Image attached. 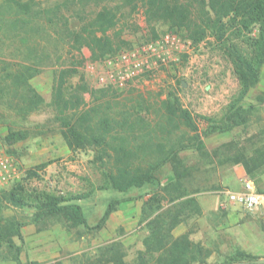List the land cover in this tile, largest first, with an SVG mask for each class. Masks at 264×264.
I'll list each match as a JSON object with an SVG mask.
<instances>
[{"label": "rangeland", "instance_id": "374dc122", "mask_svg": "<svg viewBox=\"0 0 264 264\" xmlns=\"http://www.w3.org/2000/svg\"><path fill=\"white\" fill-rule=\"evenodd\" d=\"M37 1L41 4H33V7L41 8L39 18L45 31L35 32L36 38L42 39L36 50L42 65L40 72L29 80L43 99L36 110L24 113L19 109L21 85L4 82V65L0 63V139L19 168V178L0 191V220L6 222L3 218H13L21 233L20 238H10L12 244L20 247L18 260L12 257L15 252L8 241H3L0 264H31L52 259L58 260L59 264H111L99 250L102 245L115 240L120 243L123 260L127 264H137V252L144 249L142 238L146 234L144 222L139 221L143 202L154 193L160 195V186H164L172 174L170 163L165 162L154 172L160 185L144 184L119 192L111 188L100 160L96 159L98 146H68L62 133L65 127L61 115L53 103V91L60 70L70 67L74 69L67 74L65 96L69 99L73 94L79 96L80 112L89 110L95 118L110 116L114 119L110 135L125 136L124 144L155 142L161 140L166 130L172 132L175 146L179 148L178 155L188 169L183 179L187 195L182 198L194 196L199 206L196 212L190 210L172 233L174 236L188 233L192 241L199 242L209 252L203 262L197 264H237L239 261L232 254L235 249L254 256L250 259L252 262L264 258V199L254 208L246 209L226 196L227 191L240 190L243 180L250 179L243 165L234 162L232 156L241 153L254 158L259 155L264 168V62L258 82L237 102L241 83L235 64L229 49L209 29L196 41L188 36L186 28L162 21L154 23L152 29L145 22L142 8L130 11L122 0ZM102 6L117 9V26L108 32L114 35L117 28L123 27L121 49L158 40L167 32L179 37L181 47L166 61L152 59L148 71L130 80L126 86L105 85L115 90L113 96L96 100L91 95L103 96L99 90L105 86L94 83V74L87 68V62L99 58L92 59L87 45L76 47V42L67 38L62 20L67 22L69 29L85 28ZM34 12L33 9L30 14ZM258 33L256 23L245 28L240 23L228 22L223 41L227 39L234 43L253 61ZM20 45V37L11 32L1 33L0 59L25 55L28 49ZM116 51L118 49L105 54ZM82 83L87 90H78L79 95L76 89ZM169 94L176 96L180 106L198 122L205 145L203 156L189 147L192 132L178 119H168L164 114L161 102ZM236 104L242 107L238 125L223 132L202 135L207 123L198 118L199 115L219 121ZM10 130L24 138L8 144L5 136ZM109 142L119 143L118 140ZM107 150L113 154L110 148ZM159 156L156 152L152 154L153 160ZM256 177L255 188L264 196V171ZM12 192L26 205L17 206L7 200L4 194ZM82 193L89 195L75 202L81 205L89 225L98 221L110 200H120L101 228L71 226L54 219L39 224L32 221L33 206L42 201L45 194ZM167 205L164 203L163 206ZM155 260L156 254L146 255L144 264H153Z\"/></svg>", "mask_w": 264, "mask_h": 264}, {"label": "trees", "instance_id": "16d2710c", "mask_svg": "<svg viewBox=\"0 0 264 264\" xmlns=\"http://www.w3.org/2000/svg\"><path fill=\"white\" fill-rule=\"evenodd\" d=\"M38 3L41 4V1L3 0L0 2V34L11 32L12 35L20 37L22 44L20 46L28 49L23 56H9L0 59V63L4 65L2 68L4 82L21 85L19 98L22 104L18 106L24 113L36 110L43 101L29 81L40 72L42 65L41 58L36 53L37 48L41 46L42 39H37L35 32L45 31V28L39 18L41 8L33 7V4ZM122 3L128 6L130 11L142 8L145 22L151 25L152 29L154 23L162 21L169 23L170 26L186 28L189 32L188 36L195 41L201 39L207 29L217 35V38L221 39L224 46L229 49V55L240 78L241 87L236 98L237 102L241 101L248 90L258 82L260 67L264 62V0H122ZM33 9L35 12L31 15L30 12ZM117 21V9L102 6L85 28L69 29L65 20H62V24L67 38L73 39L77 44L76 47L81 44L87 45L91 49L92 59H97L106 55L107 52L122 48L119 47V43L122 41L120 33L123 27L117 28L114 35L108 32L115 29ZM228 22L230 24L240 23L245 28L254 23L258 24L259 33L254 43L253 61L249 60L234 43H230L227 39L223 41ZM98 32H100L99 35ZM73 69L70 67V69L60 70L53 91V103L61 115L62 125L65 127L62 133L69 147L98 146L100 150H95L96 159L100 160L102 171L111 188L119 192H124L130 187H141L144 184H158L159 181L154 172L165 162L171 165L170 178L164 186H160L162 195L154 193L143 202L139 221L144 222L146 234L142 238L144 249L137 252L139 258L137 264L146 263V255L154 254H156V260L153 264L203 262L209 252L199 242L192 241L186 232L178 236L172 233L174 227L182 222L190 210L196 212L199 208L194 196L182 198L187 195L183 187V179L188 169L184 167L178 155L179 148L175 146L176 140L172 137V132L166 130L161 140L155 142L148 140L140 145L132 146L124 144L127 141L125 136L110 135L114 119L110 116L95 118L89 110L80 112L78 110L79 96L73 94L71 99L65 96L66 77ZM78 90H87V86L83 83L78 85L76 91L80 95ZM114 92L113 88L105 86L99 90L103 96L94 93L91 96L98 100L101 97H111ZM161 106L168 119H178L179 123L192 132V142L189 147L194 148L201 156L206 154L198 122L188 110L180 106L177 97L169 94L162 100ZM241 110L240 105L231 106V109L219 121L199 115L198 118L207 123L202 135L223 132L238 125L240 123L238 119L242 116ZM66 111L71 112L66 114ZM23 138L24 135L10 130L5 136V141L10 144ZM110 140H118L119 143L113 144L109 142ZM107 148H110L113 154L108 152ZM7 152L10 153L8 150ZM153 152L160 155L159 159L153 160ZM232 158L234 162H240L243 165L246 174L254 184H257V174L264 171L259 155L250 158L238 153ZM12 193L4 194L7 200L17 206L26 205ZM88 195L86 193L67 196L45 194L44 199L33 206L32 221L39 224L47 219H54L71 226L81 225L87 229L101 228L109 215L115 211V205L120 200H110L98 221L94 225H89L81 205L75 202ZM161 200L164 202L161 203ZM164 203L168 205L163 206ZM3 219L6 222L0 220V246L3 241H8L9 246L15 252L12 257L17 259L20 247L12 244L10 238L12 236L21 237L19 224L13 218ZM102 246L99 253L105 256L104 259L108 262L127 264L123 260V252L118 241L115 240ZM232 254L239 261L237 264H264L252 262L250 259L254 256L240 249H235Z\"/></svg>", "mask_w": 264, "mask_h": 264}, {"label": "built area", "instance_id": "2783aa9c", "mask_svg": "<svg viewBox=\"0 0 264 264\" xmlns=\"http://www.w3.org/2000/svg\"><path fill=\"white\" fill-rule=\"evenodd\" d=\"M179 37L173 32H167L158 40L144 41L130 49H121L109 53L98 60L88 61L87 68L94 74V83L98 86L107 84L124 87L139 75L148 71L150 61H166L171 53L180 49ZM19 178V168L12 155L7 152L0 139V191L10 186ZM227 199L237 202L246 209L254 208L262 203L264 196L259 193L251 179H244L242 188L237 191H227ZM31 264H59L58 260H44Z\"/></svg>", "mask_w": 264, "mask_h": 264}, {"label": "water", "instance_id": "95a60500", "mask_svg": "<svg viewBox=\"0 0 264 264\" xmlns=\"http://www.w3.org/2000/svg\"><path fill=\"white\" fill-rule=\"evenodd\" d=\"M183 85H185V83H182ZM256 263H264V258H258L256 260H254Z\"/></svg>", "mask_w": 264, "mask_h": 264}, {"label": "crops", "instance_id": "0c3cea01", "mask_svg": "<svg viewBox=\"0 0 264 264\" xmlns=\"http://www.w3.org/2000/svg\"><path fill=\"white\" fill-rule=\"evenodd\" d=\"M111 216V215H110Z\"/></svg>", "mask_w": 264, "mask_h": 264}]
</instances>
